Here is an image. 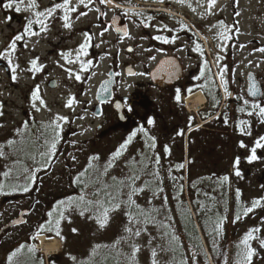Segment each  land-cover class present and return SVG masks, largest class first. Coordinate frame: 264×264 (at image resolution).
I'll use <instances>...</instances> for the list:
<instances>
[{
    "label": "rangeland",
    "instance_id": "374dc122",
    "mask_svg": "<svg viewBox=\"0 0 264 264\" xmlns=\"http://www.w3.org/2000/svg\"><path fill=\"white\" fill-rule=\"evenodd\" d=\"M122 1L120 3L118 0H112L111 3H99L98 6L96 3L99 0H95L85 8L79 5L77 0H71L69 6L77 8V11L69 13L71 28L63 26L64 11L57 9L48 21L49 30L46 33L25 37L23 41L17 42V51L11 57L13 65H19L16 81L12 79L7 60L0 59V103L3 105V115L0 116V153H2L0 155V264H76L80 256L90 257L94 253L96 255L106 246H113L125 252L131 264H217V260L220 259L218 254L224 252L226 242L230 245L228 264H238L241 259L242 241L255 226L234 225L237 222L234 218L222 223V231L219 233L223 242L213 240L212 249L192 208L206 258L202 252H195L193 255L180 240L178 246H174L179 249V258H177L173 251L174 242L168 239L160 241L154 226L145 228L134 219L130 221L125 219L120 212L110 211L106 227L101 228L95 215L101 209L94 207L89 210L82 202L73 203L71 207L67 203L63 204L61 211L65 218L60 223L59 236H49L44 232L40 234L47 239H58L61 243V252L53 255L50 263L40 250L39 254L32 258L24 251L26 249L24 244L32 241L33 234L39 232L41 226H48L51 222L53 215L48 214L58 212L57 199L65 201L72 198L75 202H79L74 199V196H78L93 203L102 201L101 198L97 199L96 193L100 194L112 181H117L128 174L129 166L136 161L138 153L144 152L147 148H151L152 151L162 149L156 143L155 147H150L151 140L138 144L133 139L123 154L113 160V154L125 142L126 135L121 132L105 135L107 137L100 135L98 126L104 124L105 130L108 128V123L107 121L103 123V120L96 118L95 113L91 114L89 111L96 104L98 89L103 81L109 79L108 74L112 67L124 73L125 67L134 65L139 74L135 79L123 77L119 89L120 95H130L134 92L137 83L147 81L149 70L160 56L146 48V41L143 38L147 28L152 33L165 34L168 29L179 30L178 45L182 47L181 56L187 55V51L193 45L189 36L196 35L200 39L211 36L215 45V75L222 84L231 78V96L225 91L223 97L220 92V108L230 113L226 121L230 123L231 130L239 129L240 98L243 94L241 80L249 70H257L255 65L249 64L244 59V51H247V48L241 53V43H246L249 51L255 41L257 48L262 44L264 46V36L259 38L248 35L250 30L254 29L256 21L259 22L263 10L262 1L239 0L237 6L235 0H217L210 11L208 0H183V3L177 0ZM6 2L7 0H0V54L8 49L16 34L22 33L27 19L31 16L29 11L23 10L28 0L21 5L22 11L19 13L14 10L15 6L11 10L5 9L3 4ZM57 3L62 1L37 0L39 7L35 10H44ZM99 8H102L106 15L101 17L102 12L97 10ZM117 11L121 13L129 11L131 15H137L136 19L129 22L132 37L125 42L119 41V45L116 44L114 35L105 32L104 25V20H108L114 13H118ZM163 16L168 18L163 19ZM5 17H11V20L7 21ZM235 19L242 28L237 38L234 34L231 35V31L237 25ZM221 21L231 28L229 40L222 41L219 38L221 29L218 25ZM39 27L34 25V30L39 31ZM84 33L92 36L88 54L80 58L81 61L91 62L87 71L81 70L80 62L68 63L61 55L70 53L68 59L75 61L77 50L85 41ZM129 45L136 47L134 54L126 50ZM227 55L231 59L228 62L229 66L222 69L221 63L224 60L221 58H226ZM37 58L38 63L44 65L43 71L38 73L28 71L31 61ZM262 62L261 67L264 69V60ZM225 69L222 80L220 73ZM73 74H79L81 80H76ZM37 87L47 105L43 107L37 101L39 111L32 107L31 99V94ZM70 97H75L77 101L72 108L66 106ZM231 99H237L239 104H231ZM194 110L184 115L187 117L186 123L189 121L192 123L189 126L186 123L183 125L187 127L184 146L179 141L180 152L182 147L184 149L185 195L189 201L191 199L188 184L191 179L197 177L196 170H203L204 165L210 163L225 164L226 169L227 167L231 169L234 165L232 144L229 160L223 148L224 144L220 143V140L217 141L218 136L210 135L209 143L207 142L210 147L214 145V151L208 149L202 140L197 141L196 137L189 142L190 145L188 144L189 132L194 130L196 124H200H194ZM218 112L220 113V109ZM60 116L66 117L67 122L58 120ZM106 119L109 120V112L106 114ZM203 123L201 122L200 125ZM25 124H27L26 128ZM55 124H59L60 127L54 133L50 126ZM178 125L167 124L162 130H157L155 126L153 133L156 135L161 131L169 132ZM193 133L191 135H194ZM53 135L59 136L56 151L54 155L46 156L45 154L50 151ZM94 156L99 159L92 160ZM110 163L112 166L109 167ZM190 167L192 172L190 170L189 173ZM31 177L34 179H30ZM77 177H79L78 182ZM25 186L29 189L27 192L23 190ZM238 186V183H232L230 187L236 205L241 203L242 199ZM248 200L249 205H252L254 198L251 196L250 199L249 195ZM24 210H31L27 223L18 227L10 226ZM81 211H84L83 216L80 215ZM127 228H132V233L126 231ZM72 229L77 231L73 232ZM136 231L140 232L139 236L134 234ZM180 232L179 229V234ZM258 234L259 232L254 233L256 237ZM35 241L38 251V240L35 238ZM250 244L257 250L256 242L252 240ZM13 253L16 255L13 256ZM71 257H75V260ZM256 259L257 255L253 257L252 264H258ZM218 264H226V262Z\"/></svg>",
    "mask_w": 264,
    "mask_h": 264
},
{
    "label": "flooded vegetation",
    "instance_id": "af4514ba",
    "mask_svg": "<svg viewBox=\"0 0 264 264\" xmlns=\"http://www.w3.org/2000/svg\"><path fill=\"white\" fill-rule=\"evenodd\" d=\"M62 1V0H61ZM71 1V0H70ZM120 3L122 0H118ZM262 1L261 17L259 22L256 21L254 29L250 30L251 37H262L264 36V0ZM129 3V1H126ZM100 6L99 2L96 5ZM171 8V7H170ZM135 9V8H134ZM100 12L103 13V9L99 8ZM114 13L108 20H104L105 32L111 33L116 38V44L119 45V41H128L132 34L131 20L136 19L137 15L127 13ZM133 12V11H132ZM163 12V11H160ZM101 13V17H103ZM60 15H62L60 13ZM167 16H163V19H167ZM236 20V19H235ZM236 28L231 31L238 37L242 32V28L239 22L236 20ZM127 25L128 36L121 38L117 32L118 26L123 27ZM175 29V28H174ZM238 29V31H237ZM230 35V36H231ZM160 36L162 38H168L169 42L164 43L163 40L155 39L154 37ZM207 39L199 36H189L190 42L193 44L187 55L181 56L180 51L182 47H179V30L169 31L165 34L163 32L152 33L147 28L144 35L146 41V48L148 51L156 52L160 56L156 59L153 67L148 72L147 81L145 83H137L135 90L130 95H120L119 89L122 84L123 77L135 79L138 77V72L135 70L134 65H128L125 67V72H120L118 69L111 68L108 77L112 75L111 81L115 83L114 88V99L102 105V115L97 117L103 120V123L107 121L108 128L105 130L104 124L98 126V132L100 135L117 134L119 132L126 135V139L129 134L136 131L137 134L133 138L138 144H143L149 141V137H154V127L157 130L166 128L167 124L175 126L179 123V133H183L184 146L186 125H191L189 121L186 123L187 117L184 116L186 112H191L189 100L196 96H203L205 103L196 107L195 110V123L204 122L202 125L196 124L194 128V138L197 141L206 143V147L214 151V145L209 146L204 140L206 135L222 136L224 138V150L225 154L228 155V159L231 158V125L227 120L230 113H226L225 109L220 108L221 106V95L225 96L224 84L217 78L216 74V56H215V45L210 38ZM247 37V35L245 36ZM174 39V42H172ZM241 53L244 51V59L251 65H255L257 70H249L244 78L242 77L243 94L240 98V109L244 108V111H240V119L248 121L251 124V135H242L240 132V140L243 141L249 147L241 148L232 159L236 161L239 158V170L241 176H238L239 182L238 187L241 193L242 199L239 205L234 202V197L231 190V200L225 206L226 212L229 213V218L236 219L237 215L240 219L235 222L234 225H240L247 227L249 225L259 228L258 239H254L257 246V262L258 264H264V249L259 247V239H264V206L257 207L254 211L249 212L246 216L243 214L245 208H250L248 196L250 195L254 200H264V149H257V155L259 159L249 162L248 157L250 156V148L254 145L256 139L260 136H264V123L260 121L258 110L253 109V104H259L264 107V69L261 67L263 64V54L256 51L258 48H264L263 44L257 48V41L252 45L253 47L248 50L246 43H241ZM231 46V43H230ZM256 46V47H255ZM235 47V46H234ZM131 49V51H129ZM232 50V46L230 47ZM129 53L134 54L136 47L128 46L126 49ZM221 58L224 61L221 63L222 69L229 66L228 58ZM258 65V66H257ZM191 67V69H190ZM131 68V69H130ZM231 78L225 80L227 82V93H231ZM253 80H255L258 88V98H252L250 94V88ZM219 86V87H217ZM177 90H179L180 99L177 100ZM191 90V91H189ZM244 100L248 101V104H244ZM230 103L239 104L237 99H231ZM119 105V108L117 107ZM89 109L90 113L94 114V108ZM131 108V111H129ZM179 109V110H178ZM220 109V113L218 110ZM193 111V110H192ZM254 114L249 116L248 112ZM109 112V120H105L106 114ZM225 112V113H224ZM219 113V115H218ZM218 115V116H217ZM154 121L153 124H149L148 121ZM229 121L231 122L230 118ZM186 123L185 127L183 126ZM205 126V127H203ZM143 127L147 132V136L144 132L137 131ZM246 127V126H245ZM166 130V129H165ZM240 131V130H239ZM164 132V131H161ZM105 136V137H107ZM203 136V137H202ZM189 144V139H188ZM182 150L183 147L181 148ZM230 172L236 174V166L230 169ZM232 183L230 184V187Z\"/></svg>",
    "mask_w": 264,
    "mask_h": 264
},
{
    "label": "trees",
    "instance_id": "16d2710c",
    "mask_svg": "<svg viewBox=\"0 0 264 264\" xmlns=\"http://www.w3.org/2000/svg\"><path fill=\"white\" fill-rule=\"evenodd\" d=\"M178 133L179 125L172 131L156 134L153 138L162 149L152 151L151 148H147L144 152L138 153L136 161L129 166L128 174L117 181H112L97 199L101 198L102 201H100L105 206L118 203L119 210L116 211L129 221L131 216L145 228L154 226L160 241L168 239L174 242L172 244L174 247L175 245L178 246L180 240L190 252H202L206 258L201 237L198 234V227L192 215V208L195 210L194 213L198 217L208 244L213 248V240H218L219 243L223 242L218 225L223 222L226 223L229 214L226 212L225 206L229 202L230 183L237 182L238 177L231 174L230 169L228 167L226 169L225 164H206L203 170H196L197 177L189 181L191 200L186 199L184 155L183 150L181 149L182 153L179 150V141L182 144L183 135ZM193 138L194 135H191V141ZM210 138V135H206L204 140L207 142ZM218 140L224 144L225 140L222 136L218 135ZM240 142L239 133H231L230 143L233 146V157L240 150ZM165 146L170 149V154L165 151ZM156 157H159V163H156ZM179 159H181L180 162ZM190 170L192 172L191 167L189 173ZM133 176L136 177L134 181L132 180ZM225 176L228 177L227 181L224 180ZM121 182L124 184L122 185ZM129 184L137 189V194L132 197L135 201L134 205L128 204L130 189L127 185ZM74 199L80 201L78 196H74ZM62 201L63 199H57L56 209L58 212L53 214L52 224L62 212ZM67 201L65 199L64 202ZM179 229L181 230L180 234ZM37 232L32 236L33 242ZM44 233L55 236L53 232L45 231ZM32 241H27L24 244L26 246L24 251L31 258L39 254L35 247L36 241L34 243ZM228 245L226 242L224 252L221 254L227 255ZM173 251L175 256L179 258V249L174 247ZM225 259L226 257L220 258L217 262H225ZM76 261V264H131L127 254L113 246L103 247L96 255L94 253L90 257L80 256Z\"/></svg>",
    "mask_w": 264,
    "mask_h": 264
},
{
    "label": "snow or ice",
    "instance_id": "6c2138e0",
    "mask_svg": "<svg viewBox=\"0 0 264 264\" xmlns=\"http://www.w3.org/2000/svg\"><path fill=\"white\" fill-rule=\"evenodd\" d=\"M25 2V0H7L6 3L3 4V7L5 9H13V7L15 6L14 10L19 13L22 11L21 5H23ZM79 5H83L85 8L89 7L90 4H92L93 2H95V0H77ZM112 0H99L100 4H106V3H111ZM177 2H181L183 3V0H177ZM217 3V0H208V9L209 11L211 10L212 7H214ZM235 3L238 6L239 0H235ZM70 0H62V3H57L55 5H53L50 8L44 9V10H35L38 9L39 5L37 4V0H28L27 6L23 9L25 11H29L31 13L30 18L27 19L26 24L22 30L21 34H16L14 36V38L11 40L10 44L8 45V49L3 53L0 54V59H6L10 68H11V72H12V79L13 81L17 80V76H16V72L17 69L19 67V65H13L12 59L11 57L16 53L17 51V42L19 41H23L25 39V37H33V36H38L41 33H46L49 30V26H48V21L53 17L54 13L57 11V9H62L64 11V15L62 17L63 21H64V27L65 28H71L72 24L70 22V15L69 13L71 12H75L77 11L76 7H70ZM99 11V9H97ZM82 15H87V13H82ZM102 15H106L105 13H102ZM238 15V13H237ZM5 19L7 21L11 20V17H5ZM34 25H39V31L34 30ZM218 27L221 29L220 33H219V38L222 41H226L231 39V36L229 35V32L231 31V28L229 26H227L223 21H221L218 25ZM234 27V26H233ZM169 31H171V29H169ZM238 31V29H237ZM85 36V41L79 46L78 50H77V56H76V60L73 61L71 59H68V57L71 55L70 53H62L61 55L67 60L68 63H75V62H80L81 64V70L82 71H87L88 68L91 66V62H84L81 61V56L87 55L88 54V49L91 46V40H92V36L89 33H84L83 34ZM102 35V33H101ZM155 39L158 40H163L164 43H168L169 40L168 38H162L160 36L154 37ZM174 42V39L173 41ZM25 47L27 46L26 44L24 45ZM129 51H131V49H129ZM256 51H259L261 53H264V48H258L256 49ZM153 59H155V57H153ZM258 66V65H257ZM44 65L39 64L38 63V58L37 59H33L31 61V67L28 68L27 70L33 73H38L43 71ZM70 71V70H68ZM224 71L222 70L220 75H221V79L223 80V75H224ZM75 76L76 80H81V76L79 74H73ZM142 75V74H141ZM224 87H225V91L227 92V82H224ZM191 91V90H189ZM229 96H231V93H227ZM250 94L252 96H256L258 94V88H257V84L255 82V80H253L251 88H250ZM177 100L180 99L179 96V90H177ZM31 99L33 101L32 107L35 108L37 111L40 110L39 107H37L36 102H39V105L43 106V107H47L45 101L41 98L40 96V89L37 87L31 94ZM245 105L248 104L247 100L243 101ZM77 103L75 97H70L68 102H67V107L72 108L73 105ZM117 107L119 108V105H117ZM253 109L258 110V115L260 117V121L262 123H264V107H262L259 104H253L252 105ZM3 105L2 103H0V116L3 115V111H2ZM129 111H131V108H129ZM241 112L244 111V108L240 109ZM253 112H248V115L251 116L253 115ZM58 120H63L65 122H67V118L60 116L57 118ZM225 122L226 119H225ZM149 124H153L154 121L149 120L148 121ZM246 126V127H245ZM27 127V124H25V128ZM52 127L53 132L55 133L56 129H58L60 127L59 124H55L54 126H50ZM239 129L242 135H251V124L248 121H244L241 120L240 124H239ZM137 131L140 132H144V135L147 136V132L144 130L143 127L139 128ZM137 132L133 131L129 134V136L127 137V139L125 140V142L120 146V148L113 154L112 159L115 160L116 158L120 157L123 152L127 149L128 145L132 142L133 138L136 136ZM180 135H182L183 133H178ZM59 136L57 135H53L51 144H50V151L48 153H46V156H51L55 154L56 151V142L58 141ZM149 140L152 141V143L149 145L150 147H155V139L153 137H149ZM12 143V142H10ZM239 147L241 148H247L249 147L248 145H246L243 141L240 142ZM257 149H264V136H260L258 139L255 140L254 145L250 148V156L248 157V161L252 162L255 161L257 159H259L260 157H258L257 155ZM165 151L169 152L170 154V149H168L167 146H165ZM0 155H2V153H0ZM92 160H97L99 159L98 157L94 156L91 158ZM156 163H159V157H156ZM239 158L236 159L235 161V166H236V175L237 176H241V172L239 170ZM91 166V165H90ZM112 166L111 163L109 164V167ZM106 171V170H105ZM135 176L132 177V180H135ZM30 179H34V177H31ZM224 180L227 181L228 177L225 176ZM79 181V177H77V182ZM121 184L123 185L124 182H121ZM130 189L129 195H128V204L129 205H134L135 201L132 199V197L134 195L137 194V189L132 186L131 184L127 185ZM25 192H27L29 189L27 186L24 187L23 189ZM142 191V190H141ZM97 196H99V193H96ZM237 195L239 196V191L237 192ZM80 202L84 203L87 205L88 209L91 210L92 208H99L101 209V211H99L98 213H96V218L98 220L99 226L101 228L106 227L107 225V221L109 220V212L110 211H116L119 210V204L115 203V204H110L108 206H105L104 203H101L100 201H96L95 203H93L92 201H86L84 199V197L80 198L79 202H75L72 198H70L67 202L62 201L61 204H65L67 203V205L69 207L72 206L73 203H77L79 204ZM260 206H264V200L261 199H257L254 200L252 202V206L250 208H245L243 214L246 216L249 212L254 211L257 207ZM138 207V206H137ZM49 216H52L53 214L50 212L48 214ZM80 215L83 216L84 215V211L80 212ZM64 214L63 212L59 213L58 218L55 220V224L52 225L51 222H49L48 226H41L40 231L37 233V237L40 235V233L48 231V232H54L55 235L59 236L60 235V223L61 221L64 219ZM131 216H130V220H131ZM237 220L240 219V216L237 215L236 217ZM71 222V221H69ZM218 227L220 228V230L222 231V224L218 225ZM73 232H76L77 229H72ZM126 231H128L129 233H132V228H127ZM261 231L259 228H253L252 230H250L244 237L242 243H243V249L240 253L241 259L238 261V264H252L253 262V257L256 256L257 250L255 248H253L250 244V241L254 240V239H258V237H256L254 235V233H257ZM136 236L140 235L139 231H136L134 233ZM259 247L264 249V239H259ZM34 250V249H33ZM139 249L137 248L136 251H138ZM16 253H13V256H15ZM153 255H155V253H153ZM193 255H195V253H193ZM11 259V258H10ZM71 259L75 260V257H71Z\"/></svg>",
    "mask_w": 264,
    "mask_h": 264
},
{
    "label": "water",
    "instance_id": "95a60500",
    "mask_svg": "<svg viewBox=\"0 0 264 264\" xmlns=\"http://www.w3.org/2000/svg\"><path fill=\"white\" fill-rule=\"evenodd\" d=\"M117 32L120 35V37L122 38H126V36H128V31H127V27L123 26L120 27L118 26L117 28ZM112 77V75L110 76ZM114 86L115 83L112 82L109 78V80L103 81L102 85L100 86V88L98 89V93H97V102L99 103V105L96 108L95 114L97 116H100L102 114V110H101V105L104 104V102H108L113 100L114 98ZM252 98L256 99L258 98V94L256 96H251ZM31 214V210H24L20 213L19 218L15 221H13L10 226L15 227V226H21L23 224L27 223V216H29ZM51 258H48V261H50Z\"/></svg>",
    "mask_w": 264,
    "mask_h": 264
},
{
    "label": "bare ground",
    "instance_id": "6f19581e",
    "mask_svg": "<svg viewBox=\"0 0 264 264\" xmlns=\"http://www.w3.org/2000/svg\"><path fill=\"white\" fill-rule=\"evenodd\" d=\"M117 9H120L118 6H114ZM205 103V98L201 95L196 96L189 100L190 109L194 110L195 107L203 105ZM195 111V110H194ZM38 248L46 255L52 256L57 255L61 252V243L58 239H47L44 235H39L38 237Z\"/></svg>",
    "mask_w": 264,
    "mask_h": 264
}]
</instances>
